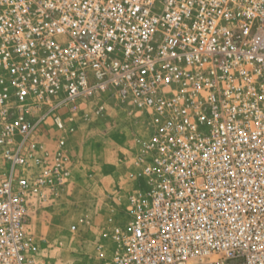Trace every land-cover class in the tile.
I'll return each instance as SVG.
<instances>
[{"label":"built area","instance_id":"built-area-1","mask_svg":"<svg viewBox=\"0 0 264 264\" xmlns=\"http://www.w3.org/2000/svg\"><path fill=\"white\" fill-rule=\"evenodd\" d=\"M103 94L148 134L98 264H264V0H0V264L50 246L28 222L72 184L61 109Z\"/></svg>","mask_w":264,"mask_h":264},{"label":"rangeland","instance_id":"rangeland-1","mask_svg":"<svg viewBox=\"0 0 264 264\" xmlns=\"http://www.w3.org/2000/svg\"><path fill=\"white\" fill-rule=\"evenodd\" d=\"M99 101L105 110L98 114L95 105ZM75 105V109H61L66 118H74L69 125L74 130L66 140L74 154L72 184L56 202L30 213L29 232L50 244L36 253L35 264H98L94 242L105 227L120 221L119 213L138 172L136 154L148 134L141 115L116 105L106 94L78 100ZM75 195L81 205L94 210L91 215L77 219L73 213L64 214ZM72 224H77V231L70 229Z\"/></svg>","mask_w":264,"mask_h":264},{"label":"crops","instance_id":"crops-1","mask_svg":"<svg viewBox=\"0 0 264 264\" xmlns=\"http://www.w3.org/2000/svg\"><path fill=\"white\" fill-rule=\"evenodd\" d=\"M75 202L72 201L66 204V209L63 210L65 215L73 213L75 218H80V215H91L93 213L92 209L86 207L85 204L81 205L79 197L75 195ZM88 203V202H87ZM76 204V205H75ZM90 205V203H89ZM85 206V207H84Z\"/></svg>","mask_w":264,"mask_h":264}]
</instances>
